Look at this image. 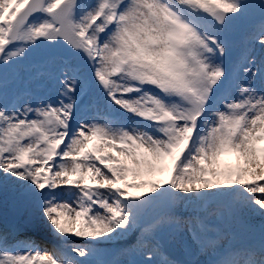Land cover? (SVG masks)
I'll use <instances>...</instances> for the list:
<instances>
[{
	"label": "snow or ice",
	"instance_id": "snow-or-ice-1",
	"mask_svg": "<svg viewBox=\"0 0 264 264\" xmlns=\"http://www.w3.org/2000/svg\"><path fill=\"white\" fill-rule=\"evenodd\" d=\"M0 264H264V0H0Z\"/></svg>",
	"mask_w": 264,
	"mask_h": 264
}]
</instances>
